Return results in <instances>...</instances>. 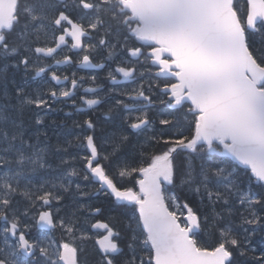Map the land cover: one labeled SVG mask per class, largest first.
<instances>
[{
    "label": "snow or ice",
    "instance_id": "6c2138e0",
    "mask_svg": "<svg viewBox=\"0 0 264 264\" xmlns=\"http://www.w3.org/2000/svg\"><path fill=\"white\" fill-rule=\"evenodd\" d=\"M0 264H264V0H0Z\"/></svg>",
    "mask_w": 264,
    "mask_h": 264
},
{
    "label": "flooded vegetation",
    "instance_id": "af4514ba",
    "mask_svg": "<svg viewBox=\"0 0 264 264\" xmlns=\"http://www.w3.org/2000/svg\"><path fill=\"white\" fill-rule=\"evenodd\" d=\"M69 41H70V38H69ZM66 54H70L67 49L60 51L57 58H62ZM77 58H78L77 56L73 55L74 60ZM102 60H103V57L94 56V63H100V62H102ZM49 63H54V61H49ZM105 63L109 64L110 62L105 61ZM59 67L61 70V74H67L71 77L72 71H76L77 72V78L81 75H84V76L96 75L98 77L97 83L99 85H101L105 89L110 86L109 81L106 79L108 67H106L104 69H100L98 71L81 70V69H78L75 64L60 65ZM45 79H47V77H45ZM29 81L31 83L30 77H29ZM35 86L36 85L33 83V87H35ZM90 86H93L91 84V81L86 80L83 82V87L77 89V103L78 104H80L78 97H79V95L83 94V88L90 87ZM131 86L132 85H127V87H131ZM110 103H113V101H109L108 103L101 104L100 106L97 107V110L95 112H92L91 110L88 109V111H84L83 113H79V114L76 113L75 110L70 107V102H69V105H62V104L54 105V108H56L57 111H54V112H51V113H48L45 115V120L48 123H50L53 119H55L57 121V124L60 125L59 127H57L55 129V132L53 131L52 128L48 129V134H49L51 143L55 144L57 142V133L59 134V140L62 143L66 139H71L76 134H79L81 132H87L88 130L85 128V126H83V120L85 118H87V116H89V115L92 116L94 121L102 122L101 127L104 126L105 124H108V123H110L113 126L115 124H119L120 121L115 116H109L107 118L105 117V113L107 112V109H108ZM61 108H63V111H59V109H61ZM85 108H86V106H85ZM68 111H71L73 114L70 117H65L64 112H68ZM41 114L44 115V113H41ZM73 121H78L82 125V127L81 128L75 127L73 124ZM111 125H109V126H111ZM101 127H98L96 130L97 136L100 135L99 130L101 129ZM70 152L72 154L77 155L78 148L73 147L70 149ZM73 163L77 167V159ZM34 234H36V233H34ZM55 235H56L57 240H59L60 239L59 233L57 232V233H55Z\"/></svg>",
    "mask_w": 264,
    "mask_h": 264
},
{
    "label": "trees",
    "instance_id": "16d2710c",
    "mask_svg": "<svg viewBox=\"0 0 264 264\" xmlns=\"http://www.w3.org/2000/svg\"><path fill=\"white\" fill-rule=\"evenodd\" d=\"M109 125H111V124L108 123V124H105L104 126L101 127V129L99 130L100 135H99L98 137H100L101 135H109V134H111L112 131L115 130V128H114L113 125H111V126H109ZM157 126H158V125H157ZM63 142H64V141H63ZM63 142H62V143H63ZM98 142H99L98 145L100 146V148H101V150H102V156H103V150H104V149H108L109 151L111 150V149H110V146L107 145V144H105V143H103L102 140H99V139H98ZM78 152H79V154L77 155V168H81V167L83 166V163H84V162H83L82 160L79 159V155H81V154H85V153H84L83 151H80V149H78ZM118 158H122V153H121V154H117V157H113V161H114V162H113L112 164H109L108 162L102 160V163L104 164L106 170L109 172L110 175L113 174V173L115 172V170H116V164H115V161H116ZM116 179H117V182L120 183L119 178L116 177ZM79 182L84 183L82 180L79 181ZM124 183L127 184L128 182L125 181ZM129 186H130V185H129ZM106 200H107V197H104V196L90 197V198H89V201L92 202V203H99L100 201H106ZM107 216H108V213H105V216H103V217H98V219H106ZM120 226H121V225H117V227H120ZM93 245H94V244H93V241H88V242H87V253H88V256H89V259H90V260L95 259L94 255H93Z\"/></svg>",
    "mask_w": 264,
    "mask_h": 264
},
{
    "label": "rangeland",
    "instance_id": "374dc122",
    "mask_svg": "<svg viewBox=\"0 0 264 264\" xmlns=\"http://www.w3.org/2000/svg\"><path fill=\"white\" fill-rule=\"evenodd\" d=\"M241 3H243V0H240Z\"/></svg>",
    "mask_w": 264,
    "mask_h": 264
}]
</instances>
